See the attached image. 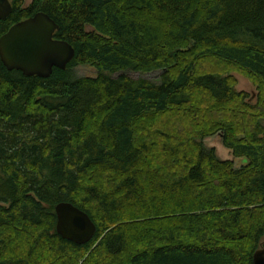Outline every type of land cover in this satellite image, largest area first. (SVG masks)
Instances as JSON below:
<instances>
[{
	"label": "trees",
	"instance_id": "16d2710c",
	"mask_svg": "<svg viewBox=\"0 0 264 264\" xmlns=\"http://www.w3.org/2000/svg\"><path fill=\"white\" fill-rule=\"evenodd\" d=\"M11 2L0 37L43 11L76 53L47 78L0 58V264H254L264 247V0ZM129 70L163 73L156 83ZM235 71L255 98L236 89ZM221 132L246 163L205 147ZM62 201L96 223L90 242L57 233Z\"/></svg>",
	"mask_w": 264,
	"mask_h": 264
},
{
	"label": "water",
	"instance_id": "95a60500",
	"mask_svg": "<svg viewBox=\"0 0 264 264\" xmlns=\"http://www.w3.org/2000/svg\"><path fill=\"white\" fill-rule=\"evenodd\" d=\"M12 11L11 0H0V19H7ZM58 29L55 20L43 11L16 22L0 37L1 61L8 70L21 71L25 76L47 78L53 73L54 67L66 69L76 52L68 41L54 38ZM218 134L223 137L222 132ZM55 213L56 231L62 238L86 244L96 235V223L75 204L59 202L55 206ZM253 262L264 264V247L255 251Z\"/></svg>",
	"mask_w": 264,
	"mask_h": 264
},
{
	"label": "rangeland",
	"instance_id": "374dc122",
	"mask_svg": "<svg viewBox=\"0 0 264 264\" xmlns=\"http://www.w3.org/2000/svg\"><path fill=\"white\" fill-rule=\"evenodd\" d=\"M31 1L32 0H24V4L29 5ZM76 70L77 73L81 76H95L97 74L96 69L91 65H79L78 67H76ZM125 73L133 78H145L149 81L157 83L161 80L163 70H153L146 73L129 70ZM233 74L237 81L235 87L238 91H245L253 96L254 94H256V86L254 87L252 80L247 75H243V73L237 71H235ZM253 98H255V96ZM261 124L264 126V119L261 120ZM202 141L205 147L215 148L216 154L221 160H233L237 168L240 167L242 163L247 162L246 159L241 160L233 155L232 149L227 148L223 144L222 137L220 134L208 136Z\"/></svg>",
	"mask_w": 264,
	"mask_h": 264
},
{
	"label": "flooded vegetation",
	"instance_id": "af4514ba",
	"mask_svg": "<svg viewBox=\"0 0 264 264\" xmlns=\"http://www.w3.org/2000/svg\"><path fill=\"white\" fill-rule=\"evenodd\" d=\"M54 38L57 39V38L55 37V35H54Z\"/></svg>",
	"mask_w": 264,
	"mask_h": 264
},
{
	"label": "bare ground",
	"instance_id": "6f19581e",
	"mask_svg": "<svg viewBox=\"0 0 264 264\" xmlns=\"http://www.w3.org/2000/svg\"><path fill=\"white\" fill-rule=\"evenodd\" d=\"M15 16V15H14ZM244 75V74H243ZM232 77V76H231ZM248 106V105H247Z\"/></svg>",
	"mask_w": 264,
	"mask_h": 264
}]
</instances>
